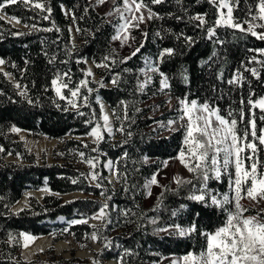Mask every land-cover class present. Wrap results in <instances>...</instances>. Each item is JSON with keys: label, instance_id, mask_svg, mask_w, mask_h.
Listing matches in <instances>:
<instances>
[{"label": "trees", "instance_id": "obj_1", "mask_svg": "<svg viewBox=\"0 0 264 264\" xmlns=\"http://www.w3.org/2000/svg\"><path fill=\"white\" fill-rule=\"evenodd\" d=\"M3 2L0 0V3ZM254 2L240 0L234 16L241 20L246 18V9ZM47 4L52 8L49 21L43 20L38 10L25 7L20 2L4 8L7 17L16 16L22 26L35 24L36 29L25 26L24 29L16 28L0 19V59L5 61L0 66V147L4 149L0 152V264H92L86 259L76 258L74 250L70 259L53 255L46 260L40 256L25 260L21 256L24 247L19 234L29 233L38 240L49 237L53 244L72 239L79 249H84L91 243L94 228L88 223L72 225L70 222L87 219L104 203L109 205L111 223H101L95 227L99 230L100 240L97 243L100 249L94 253V259L99 260L100 264L106 261L119 264L121 257L123 264H153L164 257L199 251L204 246L201 233L214 231L221 226L226 213L214 206L206 207L188 199L190 195L198 194L201 187V182L193 174L185 178L192 180V184L166 185L151 206L145 205L147 180L161 170L164 161L178 155L184 130L161 137L153 128L155 120L150 116L151 109L144 104L159 85L156 76L153 85L140 91L138 83L145 79L141 70L147 67L146 61L155 63L169 77V92L177 99L187 97L201 103L209 101L220 107L222 114L229 109L243 107L245 119L240 127H244L250 116L246 103L249 93H255L253 99L264 95V67L251 62L254 56L258 60L264 59L255 51L264 48V41L225 27L217 28V36L209 40L205 31L196 26L197 22L188 19L198 13H207L209 21L214 20L216 9L207 0H183L182 4H177L176 0H165L159 5L150 4L163 19H152L143 31L136 30V48L140 50L134 56L132 53L125 55L113 46L116 24L100 14L91 0H47ZM64 8L69 15H65ZM71 13L77 17L75 22ZM51 21H55L59 32L39 30L52 27ZM77 27L81 31L77 32ZM70 28L75 31L79 45H72ZM144 32L147 33L146 38ZM185 36L192 37L194 42L189 45ZM165 48L174 49V55H165L161 61L159 56ZM52 56L56 60L50 64L48 61ZM106 56H113L116 63L111 65V61H104ZM127 57L131 59L121 63ZM84 60L95 66L100 63L111 66H96L99 74L96 82L87 77L89 87L94 91L90 96L91 109L79 108V111L86 113L81 116L66 100L55 96L50 82L55 73L70 69L73 84L78 83L85 78ZM252 67L258 69L260 79L246 71ZM5 72L10 75L5 76ZM237 72L245 77L243 86L227 83ZM117 75L118 84L113 85L111 80ZM100 82L104 87L100 86ZM17 83L22 86L20 89L16 88ZM24 86L27 87V98L19 94L25 90ZM65 95H69L67 91ZM97 97L110 108L112 115L113 111L122 115L124 109L121 101L128 102V114L132 119L123 121L126 131L122 134L116 131L122 121L113 115L114 135L105 133L104 140L98 145L99 152H93L96 144L77 139L88 136L94 126L95 121L93 124L87 123L92 109L96 112V119L100 118ZM28 99L33 103L29 104ZM241 99H244V105L240 104ZM260 114L257 109L258 132L264 126V122L258 118ZM13 126L31 137L63 140V145L54 151V162L44 161L39 165L35 155L11 131ZM127 132H131L130 137ZM84 144L88 147L85 148ZM79 152H84L86 157L99 155L100 163L96 171L103 177L101 188L96 187L97 182L81 175H87L89 171L75 165L80 159ZM9 157L18 158L21 163L7 162ZM261 158L264 159V152ZM108 160L114 162L121 174L119 180L114 176L111 183L105 167ZM73 179L77 183H72ZM44 187H48L51 193L44 195L42 201L31 197L29 209L12 212L26 192ZM208 189L213 195L229 193L228 178L222 177L220 181L210 179ZM102 191L104 195H101ZM55 193L83 196L64 200ZM154 208L157 210L153 211ZM152 218L156 219L155 224L151 223ZM192 223L196 224L197 231L184 237L176 235L174 231H157L173 224L188 227ZM9 234L18 237V242L7 243ZM105 237L111 241L108 248L104 247ZM49 252H52L51 248Z\"/></svg>", "mask_w": 264, "mask_h": 264}, {"label": "snow or ice", "instance_id": "obj_2", "mask_svg": "<svg viewBox=\"0 0 264 264\" xmlns=\"http://www.w3.org/2000/svg\"><path fill=\"white\" fill-rule=\"evenodd\" d=\"M18 2L32 10H38V13L42 14L41 18L43 20H51L52 8L48 6L47 0H4L3 3H0V19L7 18L9 22L14 21L16 24H20L21 20L19 18L16 16L7 17V14L4 13V8L7 5L17 4ZM105 2L106 0H98L101 5ZM164 2L165 0H120V3L117 4L116 0H113L115 7L108 15H118L120 23L116 26V33L112 36V40H119L123 45L130 39H134L131 36V29L139 28L140 24L145 23L147 20L163 19L157 12L153 11L150 4L159 5ZM176 2L177 4H182L183 0H176ZM207 2L216 9V18L214 20L209 21L207 13H198L188 19L197 22L196 26L205 31L209 40L217 36V28L225 27L250 34L258 40L264 41V0H255L253 4H250L246 9V18L242 20L234 16V10L239 9L240 0H207ZM69 14L68 10H65V15ZM71 15L75 22L77 17L74 13H71ZM181 18L178 17V19ZM51 24L52 27L39 30L44 32L60 31L55 21H51ZM24 26L32 29L37 28L35 24H25ZM69 31L71 32L72 29L70 28ZM76 31L79 32L81 29L77 27ZM143 35L145 38L147 37L146 32ZM159 35L160 33L158 32L157 36ZM177 39H179V36ZM184 39L189 45L194 42L192 37L185 36ZM139 50V48H136L132 55H136ZM255 51L260 56H264V48L256 49ZM165 55L169 57L174 55V49H163L159 59L162 61ZM103 59L104 61H111V65L116 63L113 56H106ZM127 59H131V57L124 58L121 63H125ZM55 60L56 57L52 56L48 62L51 64ZM67 62L62 61V63ZM251 62L264 67V59L258 60L254 56ZM4 63L5 61L0 59V66L4 65ZM111 65L109 63H100L96 66L110 68ZM146 65L147 67L141 70L145 79L143 82L138 83L140 91H143L151 82L149 73L159 74L161 77V90L171 87L169 77L161 72L155 63L146 61ZM124 71L129 70L125 69ZM246 71H249L256 79H260V72L257 68H247ZM4 75L9 76L10 74L5 72ZM84 75V79L73 84L71 70L69 69V71L63 73H55L50 82L55 96L60 100H66L68 105L78 111L81 107L91 109L90 96L94 89L89 87L90 81L87 77H94V74L91 69H88ZM220 76L222 78L223 73ZM184 79L187 80V76ZM118 80L119 76L117 75L113 77L111 83L117 85ZM244 80L243 74L237 72L235 77L228 80L227 83L243 86ZM15 86L17 89L22 87L19 83ZM100 86L104 87L102 82H100ZM24 89L19 94L27 98V87L24 86ZM82 90L84 91L82 92ZM65 91L69 95H65ZM253 96H255V93L250 92L246 101L250 116L247 125L244 127H240L245 119L243 107L240 109H229L226 114H222L220 107L209 101L201 103L196 99L189 100L187 97L178 101L179 108L177 111L179 115L167 121L166 127L168 130H178L175 127L177 125L184 130L182 147L175 159H178L183 167L201 182L198 194L194 193L188 199L204 204L206 207L214 206L226 213V218L221 226L214 231L201 233L204 237V246L199 251H188L179 257H173L171 258V264H264V208H258L260 204L264 203V159L261 158V153L264 152V126L260 127L258 132L256 122L257 109L261 113L258 117L259 120L264 122V95L255 99L252 98ZM28 103L31 104L33 101L28 99ZM97 103H99L98 97ZM121 104L124 109L123 114L117 115L113 111V115L116 116L117 120L122 121L116 131L124 134L126 130L123 121H128L132 118L128 114V102L121 101ZM240 104H245L244 99H241ZM136 111L138 112L139 109H136ZM79 115L84 116L86 113L79 111ZM87 123H94L88 135L92 137L93 142L97 145L92 151L99 152L98 145L104 140L105 133L111 136L114 132L111 118L104 110L103 104L100 105V118L96 119V112L92 109ZM11 131L19 133L21 129L13 126ZM126 134L129 137L131 136V132ZM84 147L87 148L88 145L84 144ZM3 151L4 149L0 147V152ZM78 155L81 161L86 163L91 169L87 175H81H84L85 179L97 182L96 187L101 188L103 177L100 172L96 171L100 163L99 155L86 157L84 152H79ZM146 160L147 157H145ZM167 165L168 161H164L163 166L167 167ZM105 166L119 180L121 174L114 162L108 160ZM158 175L159 172L154 173L147 180L145 188L148 189V195H151L152 186L164 187L160 185L157 179ZM222 177L228 178L229 193L213 195L208 189V181L210 179L220 181ZM72 183H77V180L73 179ZM109 183H111V180H109ZM174 183L179 186L192 184L193 181L176 176L174 177ZM42 191L47 192L49 189L45 188ZM104 194V191H102L101 195ZM55 195H59V193H55ZM106 199H111V197H106ZM245 200L248 201V204L242 203ZM158 207L159 204L157 205ZM182 207L184 206L182 205ZM108 209V203H104L95 214L87 219H75L70 223L72 225L87 224L89 219H91L107 225L111 223ZM156 210L155 208L153 209V211ZM250 211H253L254 214L247 215ZM125 215H127V212H125ZM175 215L176 213L173 212V216ZM151 223L155 224L156 219L152 218ZM93 228L90 239L98 242L100 240L99 230L95 229V226ZM157 231H174L176 235L184 237L195 233L197 226L195 223L188 227L173 224L166 228L157 229ZM19 237L23 240L22 246L24 248H27L30 242L37 239V237L25 232H21ZM104 239V247L108 248L111 241H108L106 237ZM13 242H18V237L9 234L7 243ZM41 251L43 250L41 249ZM92 264H100V261L93 259ZM119 264H123V257L120 258Z\"/></svg>", "mask_w": 264, "mask_h": 264}, {"label": "rangeland", "instance_id": "obj_3", "mask_svg": "<svg viewBox=\"0 0 264 264\" xmlns=\"http://www.w3.org/2000/svg\"><path fill=\"white\" fill-rule=\"evenodd\" d=\"M91 2L93 3L95 9L102 15H105L107 17V19L110 22H113L116 24V26L120 23L119 19H118V15H108L109 12H112L115 5L113 3V0H106V2L104 4H99L98 0H91ZM116 3L119 4L120 0H116ZM7 19V18H6ZM8 20V19H7ZM9 21V20H8ZM150 20H147L145 23L140 24L139 28H133L130 30L131 32V36L134 37V39H130L127 43L125 44H121V42L119 40L117 41H113V46L122 54H130L133 53L135 48H136V39H135V31H143L149 23ZM13 22V23H12ZM11 25L13 27L16 28H22L24 29L25 27L22 26L21 24H16L14 21H12ZM72 29V28H71ZM71 42L72 45L76 46L79 45L80 42L77 38V35L75 33V31L72 29L71 31ZM86 61V63H85ZM83 63L85 64V68L84 70H88L91 69V71L94 74V77H91L92 81L96 82L99 79V74L97 73V68L96 66L88 61V60H84ZM1 69H4L3 67ZM149 75L151 76V82L147 85H153L152 83L155 81V77L156 80L158 82V89L154 91V93L151 95V98L144 104V106L146 107H150L151 111H150V116L155 120V123L153 125V128L157 131V133L161 136V137H168L170 136L172 133L183 129V128H179V126H175L178 130H168V128L166 127L167 125V121L169 119H174L176 118L179 113L177 111V109L179 108V99H177L176 97H174L170 92H169V88L168 89H164L161 90L160 88V80L161 77L159 76L158 73H149ZM163 125V126H162ZM24 131H20L19 133H15L16 136L18 137L19 140L23 141L26 148L35 155L37 163L40 165L42 164L44 161L48 162V163H53L54 162V151L56 149H59L62 145H63V140L60 139H56V140H52V139H48L44 138V137H40V138H35V137H31L29 136V134L26 132L24 135L23 133ZM83 141L85 143H91L90 141L93 142V139L90 135L83 137ZM94 145V144H93ZM6 161H13L16 163H21V160L18 158H14V157H9L6 159ZM168 161V165L167 167L162 166L161 170H159V175L157 176V179L159 180L160 185L166 186V185H170L172 187L176 186V183H174V177L176 176H180L183 178H187L190 177V174L184 167L183 165L179 162L178 159H169L166 160ZM75 165L78 167H81L85 170H88L89 172L91 171V169L89 168V166L82 162L81 159H77V162H75ZM106 167V166H105ZM106 170L108 172V180H111V182L113 181L114 178H112V176L114 177V175L109 171V169L106 167ZM47 187H44L42 189H45ZM163 187L160 186H152L151 187V195H148V189H147V198L145 200V205L146 206H151L152 203L154 202V200L156 199L157 195L161 192ZM42 189L38 190L37 192H44L42 191ZM43 193V194H44ZM46 195V194H45ZM77 196H83L81 194H70V195H64L63 199L64 200H69L72 197H77ZM44 197V196H43ZM36 199L39 201H42V195L41 194H37ZM242 203L244 204H248V201H242ZM258 208H264V203L260 204L258 206ZM20 210H22L18 204L13 207L12 212L17 213ZM253 213H247V215H252ZM90 221H97V220H90ZM40 240H42L41 238H39ZM38 239H35L34 241L29 243V246L27 248H24L21 251V256L25 259V260H34L36 259L38 256H40L43 260L49 259L51 258L53 255L60 257V258H64V259H70L72 257L71 252L74 250L75 251V257H81L80 259H86L89 262H92L94 259V253L97 252L100 249V246L95 245L93 243V241L91 240V243L89 244V246L85 247L84 249H79L78 246L73 242L72 239L69 240H63V241H59L55 244H53L52 238L49 237H45L44 238V243H48L49 245L43 249V251L39 250L36 255L34 257H32L29 252L28 249H30L36 242ZM38 240V241H40ZM59 244H64L66 247H70V249H63L61 251H59V249H57V245ZM98 244V243H97ZM51 248L52 252H49V249ZM81 253L85 256H79L78 254ZM173 257H179V256H169V257H164L160 262L158 263H153V264H171V258ZM105 263H108V261H106Z\"/></svg>", "mask_w": 264, "mask_h": 264}, {"label": "bare ground", "instance_id": "obj_4", "mask_svg": "<svg viewBox=\"0 0 264 264\" xmlns=\"http://www.w3.org/2000/svg\"><path fill=\"white\" fill-rule=\"evenodd\" d=\"M99 103H100V105L103 104L104 110L109 114V116L111 118V112H110L108 106L102 101H99ZM111 122H112V118H111ZM23 134L26 135L25 133H23ZM29 193L30 192L26 193L24 198L22 199V201L19 203L20 208L27 205ZM37 194L42 195V193H40V192H34V195L37 196ZM17 207H18V205H17ZM43 241H44V239L37 241L30 249H28V252L32 257H34L39 250H41V249L43 250L44 248H46L49 245L48 243H44ZM65 247L66 246L64 244H59V245H57L56 248L57 249H63ZM107 264H116V263L115 262H108Z\"/></svg>", "mask_w": 264, "mask_h": 264}, {"label": "water", "instance_id": "obj_5", "mask_svg": "<svg viewBox=\"0 0 264 264\" xmlns=\"http://www.w3.org/2000/svg\"><path fill=\"white\" fill-rule=\"evenodd\" d=\"M65 10H67L66 8H64V11ZM4 20H6L8 23H10V24H12L11 22H9L6 18L4 19ZM99 105H100V103H98ZM109 110H110V108H109ZM110 112H111V110H110ZM111 118H112V126H113V130L115 129V126H114V119H113V115H112V113H111ZM113 135H114V132H113ZM113 135H111V136H113ZM83 139V137H81V138H78L77 140H82ZM91 143H93V144H95L94 142H92V141H90ZM112 178H114L113 176H112ZM47 189H49V188H47ZM28 192H30L29 193V197H28V202H27V205H25V206H23V207H21V209H29L30 208V206H29V200H30V198L31 197H34V198H36V195H34V192H37V191H28ZM28 192H26V193H28ZM25 193V194H26ZM42 193V199H43V196L45 195V194H49V193H51V191H50V189H49V191H47V192H41ZM44 193V194H43ZM25 194H24V196H25ZM75 194H77V193H75ZM74 194V195H75ZM73 195V194H72ZM23 196V197H24ZM60 197H63L62 195H59ZM22 200V199H21ZM20 200V201H21ZM19 201V202H20ZM18 202V203H19ZM88 224L90 225V226H97V225H99V224H101V222L100 221H88ZM93 243L95 244V245H97L98 246V244H97V242H95V241H93ZM63 249H70V247H65V248H63ZM63 249H59V251H61V250H63ZM79 256H85V255H82L81 253H79L78 254ZM78 258H81V257H78ZM115 263L117 264V262L115 261ZM105 264H107V263H105Z\"/></svg>", "mask_w": 264, "mask_h": 264}]
</instances>
